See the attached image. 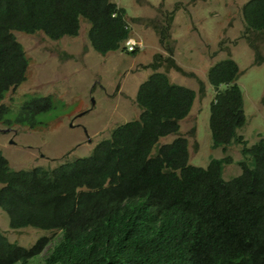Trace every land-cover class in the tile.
Returning <instances> with one entry per match:
<instances>
[{"label":"trees","instance_id":"1","mask_svg":"<svg viewBox=\"0 0 264 264\" xmlns=\"http://www.w3.org/2000/svg\"><path fill=\"white\" fill-rule=\"evenodd\" d=\"M243 17L247 32L264 34V0H248ZM81 18L91 23L88 37L97 52L127 49L126 9L114 0H0V103L27 80L30 65L14 32L76 37ZM169 27L156 24L163 44ZM252 47L256 63H264ZM162 61L181 69L174 58L157 54L136 95L139 117L117 127L90 155L55 168L18 170L0 149V208L10 228L62 233L35 264H264V138L248 145L239 134L247 116L238 63L226 58L208 70L215 88L213 147L227 152L243 144L242 171L226 180L224 166L234 161L228 154L207 167L190 163L189 139L179 132L197 92L160 71ZM53 106L51 95L29 96L13 118L0 105V121L35 128ZM171 134L178 136L161 143ZM50 243L43 236L26 247L0 231V264H32Z\"/></svg>","mask_w":264,"mask_h":264},{"label":"rangeland","instance_id":"2","mask_svg":"<svg viewBox=\"0 0 264 264\" xmlns=\"http://www.w3.org/2000/svg\"><path fill=\"white\" fill-rule=\"evenodd\" d=\"M114 1L126 9L131 36L144 44L136 52H97L88 37L91 23L85 18H81L80 34L76 37L52 40L42 31L14 32L30 65L27 80L11 89L0 105L10 108L11 118L29 96L51 95L54 106L40 115L35 128L0 121V149L11 167L55 168L90 155L117 127L139 117V86L154 72L149 65L161 54L163 59L174 58L181 69H168L167 61H162L160 71H167L174 83L197 92L179 132L189 139L190 163L207 167L212 158L228 154L234 161L224 166V178L239 175L243 144L233 143L227 152L223 147H213L210 114L215 88L208 80V70L226 58L238 63L237 82L247 116L239 134L248 145L264 138V63H256L257 48L252 47L253 43L264 56V34L247 32L243 5L248 0ZM168 23L170 38L163 44L156 24L165 27ZM177 136H165L161 143ZM9 221L8 213L0 208V231L20 245L31 247L38 238L50 237L51 243L32 264L44 261L62 235L60 230L32 226L12 229Z\"/></svg>","mask_w":264,"mask_h":264},{"label":"built area","instance_id":"3","mask_svg":"<svg viewBox=\"0 0 264 264\" xmlns=\"http://www.w3.org/2000/svg\"><path fill=\"white\" fill-rule=\"evenodd\" d=\"M130 27V26H129ZM126 47H127V50L129 52H132V51H135L137 49H140L144 46L143 42L142 41H138L136 38H134L133 36H130L126 42Z\"/></svg>","mask_w":264,"mask_h":264},{"label":"clouds","instance_id":"4","mask_svg":"<svg viewBox=\"0 0 264 264\" xmlns=\"http://www.w3.org/2000/svg\"><path fill=\"white\" fill-rule=\"evenodd\" d=\"M126 46V45H125Z\"/></svg>","mask_w":264,"mask_h":264}]
</instances>
